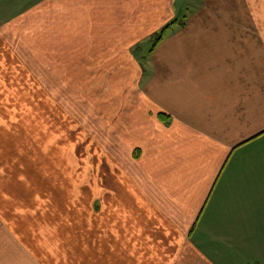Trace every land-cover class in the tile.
<instances>
[{
    "label": "crops",
    "instance_id": "0c3cea01",
    "mask_svg": "<svg viewBox=\"0 0 264 264\" xmlns=\"http://www.w3.org/2000/svg\"><path fill=\"white\" fill-rule=\"evenodd\" d=\"M31 1L0 0V10L36 8ZM251 3L257 33L209 35L203 46L182 33L156 41L149 64L140 65L138 97L122 110L127 132L141 143L134 150L140 160L129 148L127 178L104 185L124 197L123 219L100 221L105 214L93 196L82 225L71 224L84 237L63 248L67 264H264V0ZM97 8L98 33L85 35L103 43L101 27L114 24L98 18ZM113 33L106 39L116 41ZM114 122L113 133L118 127L124 138ZM239 154L248 156L235 164ZM15 211L0 204V233L11 239L25 221Z\"/></svg>",
    "mask_w": 264,
    "mask_h": 264
},
{
    "label": "rangeland",
    "instance_id": "374dc122",
    "mask_svg": "<svg viewBox=\"0 0 264 264\" xmlns=\"http://www.w3.org/2000/svg\"><path fill=\"white\" fill-rule=\"evenodd\" d=\"M35 1L34 9L3 4L0 10V204L25 219L14 239L0 233V263L49 258L46 264H67L71 257L61 253L77 235L84 237L71 224L82 225L93 196L105 214L100 221L123 219L124 197L105 183L127 178L128 149L141 146L127 132L122 110L138 97L140 65L149 64L160 36L182 33L203 46L209 35H246L259 27L252 22V0H32L30 6ZM96 7L98 18L114 24L101 27L103 43L85 35L98 33L92 26ZM111 29L113 42L106 39ZM96 53L111 54L87 58ZM113 119L124 138L116 137L118 127L113 133Z\"/></svg>",
    "mask_w": 264,
    "mask_h": 264
}]
</instances>
